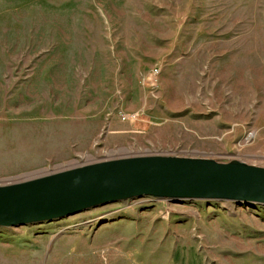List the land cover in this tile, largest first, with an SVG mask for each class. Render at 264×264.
I'll return each mask as SVG.
<instances>
[{"label": "rangeland", "instance_id": "374dc122", "mask_svg": "<svg viewBox=\"0 0 264 264\" xmlns=\"http://www.w3.org/2000/svg\"><path fill=\"white\" fill-rule=\"evenodd\" d=\"M150 155L264 167V0H0V185ZM0 264H264V204L0 226Z\"/></svg>", "mask_w": 264, "mask_h": 264}, {"label": "water", "instance_id": "95a60500", "mask_svg": "<svg viewBox=\"0 0 264 264\" xmlns=\"http://www.w3.org/2000/svg\"><path fill=\"white\" fill-rule=\"evenodd\" d=\"M144 195L264 204V167L163 155L79 166L0 185V226L57 219Z\"/></svg>", "mask_w": 264, "mask_h": 264}]
</instances>
